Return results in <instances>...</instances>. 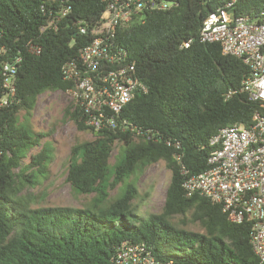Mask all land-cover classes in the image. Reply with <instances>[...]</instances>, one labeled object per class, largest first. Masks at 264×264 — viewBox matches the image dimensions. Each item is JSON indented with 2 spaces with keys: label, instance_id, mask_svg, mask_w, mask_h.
<instances>
[{
  "label": "trees",
  "instance_id": "obj_1",
  "mask_svg": "<svg viewBox=\"0 0 264 264\" xmlns=\"http://www.w3.org/2000/svg\"><path fill=\"white\" fill-rule=\"evenodd\" d=\"M167 1L178 6L144 14L117 37L147 88L121 117L155 138L95 132L83 124L73 103L66 109V119L95 136L72 148L66 181L76 193L93 195L82 208H73L34 207L32 196L24 193L46 176L53 159L52 146L43 143L51 133L34 132L29 118L41 95L76 87L64 80L62 66L91 41L79 28L91 32L106 2L0 0V71L20 59V102L0 109V264H115L116 249L124 241L145 243L156 259L174 264H258L251 224L231 223L220 206L198 194L189 197L182 187V166L190 175L209 169L214 150L209 143L222 128L248 127L255 114L264 115V104L245 93L226 98L230 90L240 89L249 67L224 55L220 45L199 38L204 20L234 0ZM60 5L71 6V12L57 31L43 32L48 17L41 7L48 11ZM232 11L255 19L264 12V0H236ZM190 39V48L181 49ZM29 42L39 44L42 53H29ZM117 143L121 149L111 164ZM36 148L40 150L32 153ZM161 161L171 172L165 203L161 212L143 218L135 203L138 177ZM116 187L120 192L111 197L109 190ZM188 215L203 233L185 228Z\"/></svg>",
  "mask_w": 264,
  "mask_h": 264
},
{
  "label": "built area",
  "instance_id": "obj_2",
  "mask_svg": "<svg viewBox=\"0 0 264 264\" xmlns=\"http://www.w3.org/2000/svg\"><path fill=\"white\" fill-rule=\"evenodd\" d=\"M236 0H234L235 2ZM105 9L99 23L90 32L80 26L83 35L91 41L80 48L78 57L62 66L64 80L73 81L74 89L62 92L83 116V124L95 132H134L155 138L150 130L137 129L122 111L138 93H147L137 76L135 64L127 50L120 45L118 33L149 14L167 11L178 6L167 0H105ZM234 2L211 13L203 22L200 41L220 45L224 55L237 57L249 67L238 90H230L226 98L245 93L250 100L264 104V12L252 19L236 15ZM47 25L42 31H57L60 22L71 12L69 5L45 10ZM193 39L180 46L188 49ZM29 53H42L39 44L29 42ZM20 59L5 64L1 71L3 94L0 109L18 104L17 65ZM156 139H161L156 137ZM170 145V142H167ZM209 145L214 147L208 158L209 169L190 175L182 166V187L187 196L198 194L221 207L228 221L234 224L250 223V244L258 264H264V115L255 114L253 123L246 127L235 124L222 128ZM174 146L179 148V143ZM180 160V156H178ZM115 264H174L163 262L153 255L145 243L122 242L113 257Z\"/></svg>",
  "mask_w": 264,
  "mask_h": 264
},
{
  "label": "rangeland",
  "instance_id": "obj_3",
  "mask_svg": "<svg viewBox=\"0 0 264 264\" xmlns=\"http://www.w3.org/2000/svg\"><path fill=\"white\" fill-rule=\"evenodd\" d=\"M70 105L71 101L66 94L58 91L47 92L40 96L34 113L29 118L34 132L51 133L50 137L43 139V143L48 142L53 148V159L46 176L38 177L37 186H28L24 191L32 196L34 207L82 208L93 198V195L86 196L76 193L66 181L72 148L76 144L95 139L93 133L79 131L72 120L66 119L65 112ZM24 120V116H21V122ZM120 149L121 144L117 143L111 164L114 163V157ZM39 150L40 148H36L32 153ZM170 177L171 172L164 161L148 167L138 177L137 188L140 195L135 203L141 217L146 218L150 214L162 211ZM109 192L111 197H116L120 190L116 187L110 189ZM190 219L191 215H188L185 228L203 233L202 227L192 223Z\"/></svg>",
  "mask_w": 264,
  "mask_h": 264
}]
</instances>
